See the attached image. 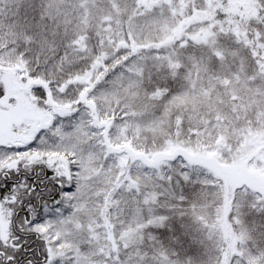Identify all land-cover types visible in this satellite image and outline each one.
I'll return each instance as SVG.
<instances>
[{
    "label": "trees",
    "instance_id": "1",
    "mask_svg": "<svg viewBox=\"0 0 264 264\" xmlns=\"http://www.w3.org/2000/svg\"><path fill=\"white\" fill-rule=\"evenodd\" d=\"M12 67L55 118L0 146V264H264V195L139 158L264 180V0H0Z\"/></svg>",
    "mask_w": 264,
    "mask_h": 264
},
{
    "label": "rangeland",
    "instance_id": "2",
    "mask_svg": "<svg viewBox=\"0 0 264 264\" xmlns=\"http://www.w3.org/2000/svg\"><path fill=\"white\" fill-rule=\"evenodd\" d=\"M232 1L245 3L249 9L255 4V0ZM12 68L14 69H6L2 78L4 94L0 97V146L27 142L37 130L48 127L55 118L52 113L48 114L39 109L33 101L32 88L37 81L29 80L27 84V81L23 80L25 74L21 67ZM176 155L189 163L207 168L227 184L245 185L264 195V180L255 176L252 170L244 165L226 166L212 156L193 154L179 149L164 154L142 155L139 158L146 165H155L162 159Z\"/></svg>",
    "mask_w": 264,
    "mask_h": 264
}]
</instances>
